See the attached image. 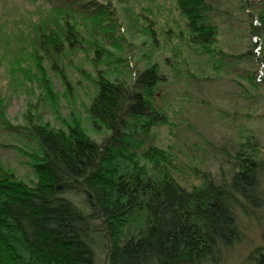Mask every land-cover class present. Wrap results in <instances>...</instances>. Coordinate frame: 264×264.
Segmentation results:
<instances>
[{
	"label": "trees",
	"instance_id": "trees-1",
	"mask_svg": "<svg viewBox=\"0 0 264 264\" xmlns=\"http://www.w3.org/2000/svg\"><path fill=\"white\" fill-rule=\"evenodd\" d=\"M29 1L36 10L23 16L14 35L21 46L11 55L12 71L37 82L53 99L49 72L67 86L64 62L84 47L95 70L86 76L95 87L89 121L107 134L98 142L77 118L54 127L33 115L41 152L29 164L32 184L0 164V264H97L96 233L108 264H221L224 252L241 240L239 215L257 216L263 205L264 158L257 137L244 129L232 152L223 150L231 164L227 174L221 169L215 177L192 167L199 182L181 184L173 174L172 152L152 144L140 150L131 139L135 132L168 123L154 97L165 76L152 53L134 69L113 56L107 45L120 49L125 36L109 0ZM169 1L183 21L175 22L178 30L172 31L167 19V29L160 25L150 6L143 7L147 17L135 14L137 21L146 18L142 32L151 45L159 25L166 39L174 33L189 49L208 56L215 70L230 56L252 58L264 50V7L254 13L246 6L250 0H242L240 7L250 16V44L244 53L232 54L218 45L211 0ZM247 77L257 85L254 75ZM3 112L0 120L8 125ZM252 260L264 264V248L255 250Z\"/></svg>",
	"mask_w": 264,
	"mask_h": 264
},
{
	"label": "rangeland",
	"instance_id": "rangeland-1",
	"mask_svg": "<svg viewBox=\"0 0 264 264\" xmlns=\"http://www.w3.org/2000/svg\"><path fill=\"white\" fill-rule=\"evenodd\" d=\"M157 1L158 5L149 0L108 1L110 9L119 19L120 32L125 36L119 40L120 49L114 44L107 45L113 56L127 59L131 63L130 68L134 69V65L142 68L145 57L152 53L153 61L165 76L161 91L154 97L156 104L167 111L168 123L152 126L148 133H133L131 139L134 145H140L141 150L152 144L172 152L176 157L173 174L185 186L199 182L193 175L192 167L209 170L215 177L219 176L221 169L227 174L231 164L227 162L228 157L223 150L230 149L232 152L244 129L257 137L261 157L264 158V50L260 49L252 58L230 56L220 70H215L208 56H200L189 49L174 33L168 34L170 37L166 39L159 25L154 26L156 35L151 45L142 32V21L147 22L146 18L142 21L135 19L136 13L146 17L150 14L143 7L150 6L158 15L159 24L166 29V19L172 31L178 30L176 21L183 25L177 10L170 9L169 0ZM211 1L215 6L212 15L218 27V45L227 53L247 51L250 16L249 11L240 7L245 2ZM246 6L255 13L264 7V0H250ZM35 10V4L29 0H0V43L8 38L7 47L0 44V99H3L0 109L8 122L5 125L0 120V164L14 171L29 185L34 181L29 164L34 161V155L41 152L31 128L33 115L35 119L39 117L54 127H61L77 118L98 142L107 134L102 128H94L89 121L87 109L95 87L86 76L94 75L95 70L90 58L86 57L84 47L69 55L64 62L68 87L59 74L49 72L54 102L37 82L31 83L20 72L12 71L11 55L18 53L15 51L21 46L14 35L19 31L23 16L33 14ZM114 64L112 62L111 68L115 67ZM99 67L107 68L106 65ZM248 73L256 77V86L247 77ZM133 139L142 142L136 143ZM261 186V209L257 216L239 215L241 240L224 252L221 264H253L255 250L264 248V178ZM81 196L78 194L77 200L81 201ZM95 237L102 243L99 234L96 233ZM99 243L93 245L96 262L108 264L105 247Z\"/></svg>",
	"mask_w": 264,
	"mask_h": 264
}]
</instances>
